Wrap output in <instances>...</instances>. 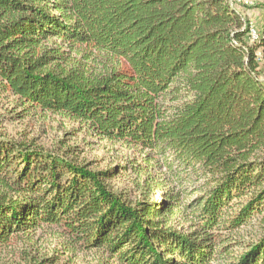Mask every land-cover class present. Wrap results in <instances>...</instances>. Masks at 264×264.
<instances>
[{
  "label": "trees",
  "instance_id": "16d2710c",
  "mask_svg": "<svg viewBox=\"0 0 264 264\" xmlns=\"http://www.w3.org/2000/svg\"><path fill=\"white\" fill-rule=\"evenodd\" d=\"M250 32L228 0H0V96L16 95L17 117L82 121L200 193L132 201L112 182L125 165L14 139L0 121V248L47 227L100 251L93 264H264V24ZM254 221L262 231L242 236Z\"/></svg>",
  "mask_w": 264,
  "mask_h": 264
},
{
  "label": "rangeland",
  "instance_id": "374dc122",
  "mask_svg": "<svg viewBox=\"0 0 264 264\" xmlns=\"http://www.w3.org/2000/svg\"><path fill=\"white\" fill-rule=\"evenodd\" d=\"M252 3L242 4L237 9L260 31V25L264 22V0H253ZM62 47L74 60L83 59L80 51ZM21 109L22 105L18 102L16 95L4 92L0 96L1 131L14 139L36 138L40 144L52 150L78 145V152L83 159L98 161L101 167L117 163L125 165L127 170L114 178L112 182L115 189L123 192L132 201L146 195L159 199L166 196L168 190L173 188L183 191V205H185L200 194L195 190L199 182L190 181L183 186L178 184L176 185L178 188H174L166 172L153 168L152 164L145 162L143 154L137 149L121 142L103 140L92 135L82 121L70 119L62 113L40 111H30L24 116L17 117L16 114ZM133 161L137 164L136 168L143 167V169L141 171L133 169L131 167ZM173 223L182 230L193 228L180 215H176ZM262 229L259 221H254L243 228L240 234L253 237ZM101 256L102 253L97 250L87 251L80 247H72L67 237L56 229L47 227H39L36 231L18 234L10 243L0 248V264H27L44 259L48 260L47 264H51L50 260H57L56 264H93ZM212 263L228 264L221 260H214Z\"/></svg>",
  "mask_w": 264,
  "mask_h": 264
},
{
  "label": "built area",
  "instance_id": "2783aa9c",
  "mask_svg": "<svg viewBox=\"0 0 264 264\" xmlns=\"http://www.w3.org/2000/svg\"><path fill=\"white\" fill-rule=\"evenodd\" d=\"M229 4H231V6L233 8H238L240 5L248 3V4H253V0H228ZM259 35H260V31L257 30V28L255 26H253V24L251 23V32H250V36H251V40L257 41L259 39Z\"/></svg>",
  "mask_w": 264,
  "mask_h": 264
},
{
  "label": "crops",
  "instance_id": "0c3cea01",
  "mask_svg": "<svg viewBox=\"0 0 264 264\" xmlns=\"http://www.w3.org/2000/svg\"><path fill=\"white\" fill-rule=\"evenodd\" d=\"M263 21H264V17H263ZM263 24H264V22L261 23V25H260V26H261V27H260V30L262 29Z\"/></svg>",
  "mask_w": 264,
  "mask_h": 264
}]
</instances>
